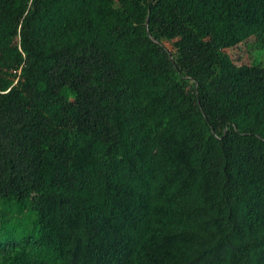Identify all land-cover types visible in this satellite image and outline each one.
<instances>
[{
  "label": "trees",
  "instance_id": "obj_1",
  "mask_svg": "<svg viewBox=\"0 0 264 264\" xmlns=\"http://www.w3.org/2000/svg\"><path fill=\"white\" fill-rule=\"evenodd\" d=\"M0 264H264V0H0Z\"/></svg>",
  "mask_w": 264,
  "mask_h": 264
},
{
  "label": "rangeland",
  "instance_id": "obj_2",
  "mask_svg": "<svg viewBox=\"0 0 264 264\" xmlns=\"http://www.w3.org/2000/svg\"><path fill=\"white\" fill-rule=\"evenodd\" d=\"M251 40H247L235 48L225 50V53L229 56L235 65L252 64L253 52L250 48Z\"/></svg>",
  "mask_w": 264,
  "mask_h": 264
}]
</instances>
